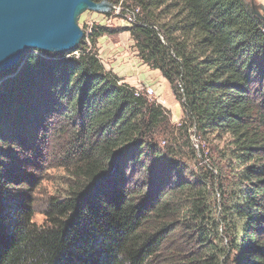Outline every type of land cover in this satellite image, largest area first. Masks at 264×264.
<instances>
[{"label":"trees","instance_id":"obj_1","mask_svg":"<svg viewBox=\"0 0 264 264\" xmlns=\"http://www.w3.org/2000/svg\"><path fill=\"white\" fill-rule=\"evenodd\" d=\"M95 1L130 26L83 28L72 52L30 51L0 74V264H159L166 250L179 264H264V21L247 0ZM123 31L168 81L181 126L231 138L238 184L190 171L169 111L106 69L99 40ZM55 139L72 184L37 225L16 164L43 161Z\"/></svg>","mask_w":264,"mask_h":264},{"label":"rangeland","instance_id":"obj_2","mask_svg":"<svg viewBox=\"0 0 264 264\" xmlns=\"http://www.w3.org/2000/svg\"><path fill=\"white\" fill-rule=\"evenodd\" d=\"M247 1L248 3L252 2V0ZM254 2L257 5L264 6V0H254ZM119 13L115 12L114 15L109 17L105 14L87 11L81 15L79 25L82 29L85 28L86 31L90 30L93 25L106 26L111 29L129 27L130 22L128 20L116 16ZM98 49L100 59L108 71L117 75L122 79V82L139 88L151 101H155L169 111L174 130L173 135L169 138L179 140L183 151L188 152L190 150L188 145L194 147L196 156L185 161L190 171L200 175L206 174L207 170H213L214 174H217V169H219L222 182L232 181L233 184H238V178H234L237 176L232 172V162L234 161H228L226 158L233 149L231 138L228 136L224 138H201L196 134L195 129L189 128L186 124L181 126L184 115L181 104L176 100L168 81L161 73L157 70H152L141 60L129 32L123 31L118 35L101 38L98 43ZM36 54L40 55V53ZM255 89L259 90V92L261 91V94L264 95V90L260 86L257 85ZM150 90L154 92L150 94ZM64 141H56L55 139L52 143L54 145L52 152L47 153L43 161L42 158H30L29 155L34 153L31 151L27 155L20 156L16 164V168L18 170L21 169L20 173H14L18 180L17 185L21 183L19 182L21 180H30L26 185V193L27 197L31 198L33 221L37 225H43L47 221V203L52 198H63L72 184L66 170L67 163L62 159V151H67V148L65 150L62 148ZM162 145L165 144L162 143ZM26 159H29V161ZM171 241L176 243L178 240L171 239ZM180 259V256L166 250L161 253V262L159 264H179L181 262Z\"/></svg>","mask_w":264,"mask_h":264},{"label":"water","instance_id":"obj_3","mask_svg":"<svg viewBox=\"0 0 264 264\" xmlns=\"http://www.w3.org/2000/svg\"><path fill=\"white\" fill-rule=\"evenodd\" d=\"M264 21V6L248 3ZM114 6L95 0H0V74L12 70L30 51L62 55L75 50L84 37L79 25L87 11L105 14ZM124 150L116 152L106 177L118 164Z\"/></svg>","mask_w":264,"mask_h":264},{"label":"built area","instance_id":"obj_4","mask_svg":"<svg viewBox=\"0 0 264 264\" xmlns=\"http://www.w3.org/2000/svg\"><path fill=\"white\" fill-rule=\"evenodd\" d=\"M112 11H114V13L115 12H120V7H114ZM153 92H154L153 90L149 91L150 94L153 93Z\"/></svg>","mask_w":264,"mask_h":264},{"label":"crops","instance_id":"obj_5","mask_svg":"<svg viewBox=\"0 0 264 264\" xmlns=\"http://www.w3.org/2000/svg\"><path fill=\"white\" fill-rule=\"evenodd\" d=\"M105 40V39H104ZM155 72H157V71H155ZM131 85V84H130ZM132 86H134V85H132Z\"/></svg>","mask_w":264,"mask_h":264}]
</instances>
